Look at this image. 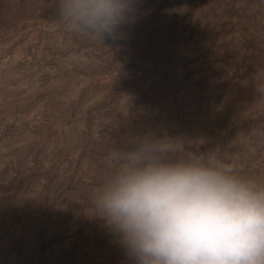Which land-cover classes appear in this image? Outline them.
I'll use <instances>...</instances> for the list:
<instances>
[{"label": "rangeland", "instance_id": "rangeland-1", "mask_svg": "<svg viewBox=\"0 0 264 264\" xmlns=\"http://www.w3.org/2000/svg\"><path fill=\"white\" fill-rule=\"evenodd\" d=\"M264 0H135L119 38L0 0V264H130L95 216L111 147L199 141L264 176Z\"/></svg>", "mask_w": 264, "mask_h": 264}, {"label": "clouds", "instance_id": "clouds-1", "mask_svg": "<svg viewBox=\"0 0 264 264\" xmlns=\"http://www.w3.org/2000/svg\"><path fill=\"white\" fill-rule=\"evenodd\" d=\"M134 6L56 0L68 30L101 44L119 38ZM199 143L148 133L106 154L92 207L130 264H264V176Z\"/></svg>", "mask_w": 264, "mask_h": 264}]
</instances>
